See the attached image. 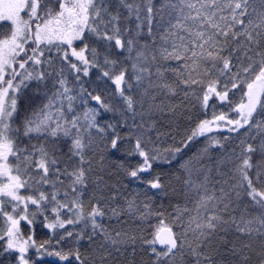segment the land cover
Returning a JSON list of instances; mask_svg holds the SVG:
<instances>
[{
	"label": "snow or ice",
	"instance_id": "6c2138e0",
	"mask_svg": "<svg viewBox=\"0 0 264 264\" xmlns=\"http://www.w3.org/2000/svg\"><path fill=\"white\" fill-rule=\"evenodd\" d=\"M0 264H264V0H0Z\"/></svg>",
	"mask_w": 264,
	"mask_h": 264
}]
</instances>
